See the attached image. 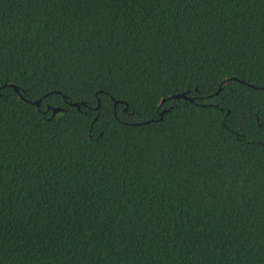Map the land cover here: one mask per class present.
Masks as SVG:
<instances>
[{"label":"trees","instance_id":"trees-1","mask_svg":"<svg viewBox=\"0 0 264 264\" xmlns=\"http://www.w3.org/2000/svg\"><path fill=\"white\" fill-rule=\"evenodd\" d=\"M0 48V264H264V0H0Z\"/></svg>","mask_w":264,"mask_h":264},{"label":"snow or ice","instance_id":"snow-or-ice-1","mask_svg":"<svg viewBox=\"0 0 264 264\" xmlns=\"http://www.w3.org/2000/svg\"><path fill=\"white\" fill-rule=\"evenodd\" d=\"M0 54H2V48H0ZM0 64H2V60H0ZM264 66V65H262ZM234 78L229 76V77H225L223 81H221L219 84H216L214 82H207L208 83V86H209V90L211 91L213 88L216 89V92L215 94L216 95H219L220 92H225L226 95L224 97V99H227L230 103V106L231 108L235 111L236 109H243L245 107H248V101L246 100V96L245 95H241V93L243 92V89H240V88H237L234 86ZM199 87V86H197ZM103 92L104 96L106 97V99L104 101H101V103L103 105H107L104 109V113L102 114L104 119L102 120L101 124H100V127L98 129V131L96 132V135L97 136H100V137H104V134L106 131H109V125L112 124L113 122V117H114V109L112 108L111 104L109 103L108 101V97H111V99L115 100V96L112 94L113 92L116 93V95H119V93L117 92L116 89H112L111 92L109 91H106L103 86L101 85L99 88L96 89L95 92H93V95L91 97V101H92V111H98V109H96L95 107V104H96V101L99 99V95L98 93H101ZM233 94H236L239 96V99L237 100V103L235 104H231V99H232V95ZM82 97L84 98V100H88L89 97L87 96V93L84 92V93H81ZM160 99V103L159 105L157 106V110H164V111H170L172 109V107H174L173 105H169V108L168 109H164V105L165 104H168L169 103V100L171 99L170 96H166V95H161L159 97ZM218 104L220 103L219 101L217 102ZM151 105H149L150 107ZM116 108H119V104L116 105ZM129 108H131V105H127L125 108L123 109H120V111H124V112H127L129 110ZM140 114V109L137 108V109H133L132 112H131V115L132 116H138ZM229 115H231L232 113H228ZM240 115H243V112L241 111L240 113H238ZM85 115H87V113H85ZM55 118V117H53ZM258 120L260 119L259 116L256 117ZM64 117L61 116V120H63ZM94 120L96 121H101V116L98 115L96 117H93ZM115 119L116 120H119L120 119V116H119V113H115ZM57 124H59V121H57ZM246 126V125H245ZM261 127H264V121H261V124H260ZM116 131L115 128H112L110 131H109V137ZM104 142L107 143L108 142V138H105L104 139Z\"/></svg>","mask_w":264,"mask_h":264},{"label":"water","instance_id":"water-1","mask_svg":"<svg viewBox=\"0 0 264 264\" xmlns=\"http://www.w3.org/2000/svg\"><path fill=\"white\" fill-rule=\"evenodd\" d=\"M9 87L13 88V90L16 93H18V88L17 87H15L13 85H9ZM18 96H19V99L21 101H25L21 95H18ZM171 98L172 99H185L186 97H185V94H179V95L171 96ZM189 100L192 101V99H189ZM32 104L38 107L40 105V100L32 102ZM73 106H75L77 109H79V105L78 104H73ZM98 106H99V103L97 104V109H98ZM47 109H49V108H47ZM60 111H61V109H59V108H52L51 109L52 116H54L57 112H60ZM160 116H162V113L160 114ZM146 123H148V122H146Z\"/></svg>","mask_w":264,"mask_h":264}]
</instances>
